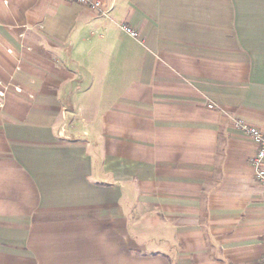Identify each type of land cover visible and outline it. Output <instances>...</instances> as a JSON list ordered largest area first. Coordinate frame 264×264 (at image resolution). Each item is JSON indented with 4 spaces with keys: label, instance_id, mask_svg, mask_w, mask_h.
Instances as JSON below:
<instances>
[{
    "label": "crops",
    "instance_id": "obj_1",
    "mask_svg": "<svg viewBox=\"0 0 264 264\" xmlns=\"http://www.w3.org/2000/svg\"><path fill=\"white\" fill-rule=\"evenodd\" d=\"M100 1L0 0V264H259L264 0Z\"/></svg>",
    "mask_w": 264,
    "mask_h": 264
},
{
    "label": "built area",
    "instance_id": "obj_2",
    "mask_svg": "<svg viewBox=\"0 0 264 264\" xmlns=\"http://www.w3.org/2000/svg\"><path fill=\"white\" fill-rule=\"evenodd\" d=\"M77 3L82 5H86L87 7L93 10H101L102 3L100 0H73ZM123 29L132 37H137L138 32L134 30L129 25L123 24ZM213 103L210 104V107H214ZM234 125L244 131L245 133L249 134L254 141H256L258 148L256 151V156L252 159L251 166L254 170L255 176L259 182L264 185V133L259 128L252 126L249 123H246L240 119H234ZM259 264H264V256L261 259Z\"/></svg>",
    "mask_w": 264,
    "mask_h": 264
}]
</instances>
